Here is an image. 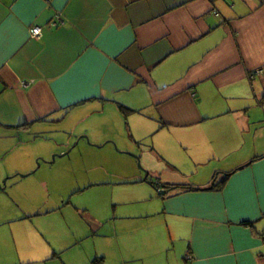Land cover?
<instances>
[{
	"label": "crops",
	"instance_id": "1",
	"mask_svg": "<svg viewBox=\"0 0 264 264\" xmlns=\"http://www.w3.org/2000/svg\"><path fill=\"white\" fill-rule=\"evenodd\" d=\"M33 139L163 162L145 167V206L111 227L114 264H264V0H0V183L19 177L13 202L0 192V264H107L23 206L36 164L2 159Z\"/></svg>",
	"mask_w": 264,
	"mask_h": 264
},
{
	"label": "rangeland",
	"instance_id": "2",
	"mask_svg": "<svg viewBox=\"0 0 264 264\" xmlns=\"http://www.w3.org/2000/svg\"><path fill=\"white\" fill-rule=\"evenodd\" d=\"M87 144L92 143L88 141ZM51 150L46 142H35L33 139L26 147V151L21 152L19 149L3 157L5 164L7 162L10 165L27 164L28 160L25 156L31 155V163L36 164V168L32 170L35 174L21 181V185L24 186L29 184L30 180L33 181L30 190L25 186L19 192L24 201L23 206L31 203L51 211L49 216L55 224L57 242L70 244L77 238V241H83L86 254L93 256L92 263L97 251L109 254L107 264L116 263L115 249H111V244L116 247L119 241L112 235L111 227L113 226L114 229L116 223L130 224L132 221L123 219L126 217L124 214L134 215L136 208L145 206L137 203L139 197H147L146 194L152 188L150 181H145L148 173L145 167L162 165L163 162L147 147H140L132 153L111 155L104 153L105 149L100 148L87 149L86 152L82 146L75 148L72 146L68 154L51 155ZM54 157L55 162H53ZM134 168L144 172L143 182L139 178H133ZM159 169L160 172L165 170L161 166ZM26 174L19 175L22 178ZM18 178L17 175L9 176L0 183L4 186V182L6 181V185L8 182L7 189L6 186L3 187L5 191L2 195L6 202L9 200L13 202V187L19 181ZM36 184L38 185L33 188ZM0 192H2L1 188ZM54 214L61 216L68 223L69 229L66 226L62 227ZM39 218L42 220V217ZM137 222L140 223L141 220ZM91 223L94 225V230ZM45 224L49 227L51 221L46 220ZM73 235H76L74 239ZM74 254L75 252L71 256H75Z\"/></svg>",
	"mask_w": 264,
	"mask_h": 264
},
{
	"label": "trees",
	"instance_id": "3",
	"mask_svg": "<svg viewBox=\"0 0 264 264\" xmlns=\"http://www.w3.org/2000/svg\"><path fill=\"white\" fill-rule=\"evenodd\" d=\"M230 175H227V177L224 180V184L226 183L227 179H229ZM165 189L167 190H174V189H181V190H186V191H190V192H202V191H217L219 189L222 188V184L217 185L214 184L211 186V188L209 189H196L194 187H190V186H182V185H165L164 186Z\"/></svg>",
	"mask_w": 264,
	"mask_h": 264
},
{
	"label": "built area",
	"instance_id": "4",
	"mask_svg": "<svg viewBox=\"0 0 264 264\" xmlns=\"http://www.w3.org/2000/svg\"><path fill=\"white\" fill-rule=\"evenodd\" d=\"M216 14V13H215ZM63 21H62V18L59 16V17H57L56 18V20L53 22V26H57L59 23H62ZM31 35H32V37H34V38H38V37H40L41 35H42V29L41 28H39V27H36V28H33L32 30H31Z\"/></svg>",
	"mask_w": 264,
	"mask_h": 264
},
{
	"label": "water",
	"instance_id": "5",
	"mask_svg": "<svg viewBox=\"0 0 264 264\" xmlns=\"http://www.w3.org/2000/svg\"><path fill=\"white\" fill-rule=\"evenodd\" d=\"M55 160H56V158L54 157V158H53V162H54ZM23 177H26V176H23ZM145 181L148 182V173H147V176H146V178H145ZM4 183H5L4 186H1V185H0V188H1V189H3V187L6 186V181H5ZM149 184H150V185H153L152 182H149ZM167 192H168V190H165V189L158 190V193H159L160 195H162V196L166 195Z\"/></svg>",
	"mask_w": 264,
	"mask_h": 264
}]
</instances>
